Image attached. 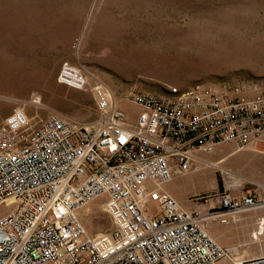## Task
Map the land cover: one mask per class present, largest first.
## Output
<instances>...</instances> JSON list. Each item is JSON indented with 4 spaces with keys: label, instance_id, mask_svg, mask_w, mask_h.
Segmentation results:
<instances>
[{
    "label": "built area",
    "instance_id": "obj_1",
    "mask_svg": "<svg viewBox=\"0 0 264 264\" xmlns=\"http://www.w3.org/2000/svg\"><path fill=\"white\" fill-rule=\"evenodd\" d=\"M56 82L87 88L68 63ZM91 93L97 116L89 121L38 119L15 108L0 123V264H264V255L233 258L210 235L231 216L263 208L264 185L239 197L231 187L197 195L190 209L165 189L196 169L198 154L260 140L263 92L244 85L130 91L124 107L100 86ZM96 199L111 229L88 236L78 214Z\"/></svg>",
    "mask_w": 264,
    "mask_h": 264
},
{
    "label": "rangeland",
    "instance_id": "obj_2",
    "mask_svg": "<svg viewBox=\"0 0 264 264\" xmlns=\"http://www.w3.org/2000/svg\"><path fill=\"white\" fill-rule=\"evenodd\" d=\"M150 45L157 50L145 59L128 52ZM63 63L81 71L85 90L56 82ZM0 65L8 66L0 69V77L29 81L0 82V123L15 108L38 119L57 113L92 120L97 116L94 86L115 103H122L130 91L165 95L172 87L244 85L264 93V0H0ZM243 149L223 144L210 154H198L207 164L223 160L220 168L197 162L192 173L166 185L185 181L168 193L182 207L194 208L192 197L227 188L226 173L240 181L231 186L233 196L259 192L264 185V136L254 152L241 156ZM253 212L257 216L244 223L236 219ZM262 212L264 207L212 226L213 239L245 257L263 256L264 232L251 239ZM78 218L88 236L111 229L102 201L81 209Z\"/></svg>",
    "mask_w": 264,
    "mask_h": 264
},
{
    "label": "bare ground",
    "instance_id": "obj_3",
    "mask_svg": "<svg viewBox=\"0 0 264 264\" xmlns=\"http://www.w3.org/2000/svg\"><path fill=\"white\" fill-rule=\"evenodd\" d=\"M208 36V33L207 34H205V33H203V37H207ZM156 50H157V48L155 47V46H153V45H150V46H137V47H133V48H130L129 49V54H133L134 56H136L137 58H139V59H145V58H148V57H150V55H152L153 53H155L156 52ZM217 51V50H216ZM5 67H8L7 65H5V66H2V65H0V69L2 70V71H6L7 70V68H5ZM0 82H2V83H7V84H17V85H19V84H23V85H27L28 83H29V81H14V80H10V79H7V78H2V77H0ZM86 83H87V80H86ZM1 86V85H0ZM38 99H36V101H37ZM120 106H122V107H124V105L121 103V102H119L118 103ZM254 148V147H253ZM247 149V148H246ZM249 150H252V149H249ZM259 150V149H258ZM214 151V150H213ZM257 151V150H256ZM261 151V150H260ZM218 152H220V150H218V151H216V153H218ZM260 153V152H259ZM262 153V152H261ZM198 156L199 155H197L196 156V161L200 164V166H202V164H204V165H208V166H212L211 168H214V169H218V168H220L219 167V164L223 161V160H221V161H218V162H216V163H214V164H207V163H205V162H203L200 158H198ZM226 179H225V183H226V186L227 187H233V186H238L239 184H240V181L239 180H237V179H234V178H232L228 173H226V177H225ZM185 181L184 180H181V183H184ZM166 186V185H165ZM166 189V191L167 192H169L168 191V189L167 188H165ZM96 201H100L101 202V200L100 199H96L95 201H93V202H96ZM96 205H99V203H97V204H95V206ZM99 207V206H98ZM98 207H97V209H98ZM88 209H90V208H88ZM93 208H91V210H92ZM94 210V209H93ZM90 211V210H89ZM85 212V211H84ZM88 211H86V213H87ZM255 216H257V214L256 213H252V215H243V216H239L238 218H236L237 219V221L239 222V223H244V222H246V220L248 219V217H255ZM261 217L258 219V221H257V223H256V228H255V230L254 231H252V233H251V239H253V240H258V238L263 234V232H264V212H262L261 213V215H260ZM217 226V225H216ZM212 229V228H211ZM210 229V235L213 237V233L216 231V230H211ZM259 250H261V252H263V249H259ZM229 253H231V255L233 256V258H235V259H241V258H244L245 257V255L244 254H239V252L237 251V249H234V248H229ZM222 264H228V262L227 261H222Z\"/></svg>",
    "mask_w": 264,
    "mask_h": 264
},
{
    "label": "crops",
    "instance_id": "obj_4",
    "mask_svg": "<svg viewBox=\"0 0 264 264\" xmlns=\"http://www.w3.org/2000/svg\"><path fill=\"white\" fill-rule=\"evenodd\" d=\"M126 108H129L131 109L132 111H135V109H133L132 107L130 106H126ZM255 145H256V141H252L247 147H245L242 151V155L243 156L244 154L248 155L249 153H252L254 152V148H255ZM254 147V148H253ZM247 148V149H246ZM249 149H252V150H249ZM182 186L181 183L179 181H175L174 183H171V185L169 186H165V188L169 189L171 192L175 193V191L180 187ZM247 193V192H246ZM222 264V262L220 263Z\"/></svg>",
    "mask_w": 264,
    "mask_h": 264
}]
</instances>
